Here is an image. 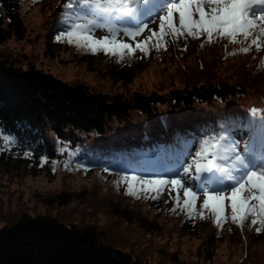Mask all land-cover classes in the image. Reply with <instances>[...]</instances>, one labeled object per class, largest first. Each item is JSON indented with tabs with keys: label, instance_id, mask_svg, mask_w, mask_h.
<instances>
[{
	"label": "trees",
	"instance_id": "16d2710c",
	"mask_svg": "<svg viewBox=\"0 0 264 264\" xmlns=\"http://www.w3.org/2000/svg\"><path fill=\"white\" fill-rule=\"evenodd\" d=\"M21 2L0 0V43L15 32L24 34ZM76 7L87 14L86 6ZM241 46L227 40L208 44L205 38H181L167 49H152L149 55L137 52L121 62L109 56L115 78H124L121 83L143 76L133 90L114 94L69 83L32 64L25 67L0 58V131L16 140L7 147L0 141V167L41 171L44 156L56 151L46 124L73 143L82 137L79 131H102L112 119L128 120L135 109L151 115L165 105L168 113L183 116H174L171 125L161 117L155 122L158 133L142 139L150 144L132 138L137 145H123L117 162L109 167L118 175V205L113 211L158 236L166 233L169 224L180 227L183 234L189 226L195 231L194 226L201 224L199 216L172 211L175 193L166 189L158 199L143 194L136 198L127 194L126 184L117 182L131 175L174 178L173 172L191 164L200 142L212 135H225L241 155L246 148L257 157L264 155V50L253 47L243 54L238 51ZM151 83L156 86H148ZM92 165L104 162L94 160ZM105 237L95 224L23 214L0 228V264H151L110 246Z\"/></svg>",
	"mask_w": 264,
	"mask_h": 264
},
{
	"label": "rangeland",
	"instance_id": "374dc122",
	"mask_svg": "<svg viewBox=\"0 0 264 264\" xmlns=\"http://www.w3.org/2000/svg\"><path fill=\"white\" fill-rule=\"evenodd\" d=\"M67 2L22 0L20 12L25 24L24 34L15 32L1 42L0 58L12 59L25 67L32 64L69 83L88 85L96 92L127 93V89L137 87L143 76L121 83L124 78H115L110 57L103 52L94 54L57 40L58 35L70 30L72 21L67 13L73 10L66 8ZM74 9H77L76 5ZM113 23L121 29L133 26L123 21ZM149 27L158 29V20ZM147 33L146 30L141 37ZM94 34L102 37L108 32L95 29ZM121 38L134 43L122 33ZM152 76L153 80L157 79L156 75ZM176 114L168 113L165 105L151 115L135 109L128 120H110L105 130L79 131L82 137L73 143L46 124V133L56 150L54 155L44 156L48 165H44L43 158L39 172L33 168L0 167V228L12 224L23 214L50 215L67 224H95L105 231L107 244L151 264H264V232L258 234L250 221L243 227L233 223L230 208L226 210L229 219L221 226L206 212L208 219L200 218L201 224L194 226L195 231L189 226L183 234L180 227L169 224L166 233L159 236L113 211L118 205L115 203L118 175L111 173L109 167L117 162L119 149L123 145L136 146L132 138L141 144H150L142 139L158 133L155 122L163 117L171 125L174 116H183ZM238 145L243 147L241 142ZM246 150L252 151L246 148L244 155ZM94 160H100L104 165L94 167ZM182 169L173 173L179 172L183 178ZM190 175L194 177L196 173ZM199 183L192 180L191 186Z\"/></svg>",
	"mask_w": 264,
	"mask_h": 264
},
{
	"label": "snow or ice",
	"instance_id": "6c2138e0",
	"mask_svg": "<svg viewBox=\"0 0 264 264\" xmlns=\"http://www.w3.org/2000/svg\"><path fill=\"white\" fill-rule=\"evenodd\" d=\"M77 4L86 6L87 14L75 10ZM66 8L73 10L67 13L70 30L57 40L94 54L103 52L118 62L137 52L149 55L152 49H167L170 42L181 38H205L208 44L227 40L243 45L238 49L243 54L253 47L264 50V0H68ZM157 20L158 30L151 29L150 23ZM113 21L133 26L121 29ZM95 29H105L108 35L97 37ZM146 30L150 34L138 39ZM121 33L134 43L121 38ZM0 141L5 147L16 143L2 131ZM193 170L194 177L190 175ZM182 171L183 178L179 172L171 179L131 175L117 183L126 184L127 194L136 198L143 194L158 199L167 189L170 195L175 193L172 211L179 209L201 219H208L207 212L218 226L228 221L226 210L230 208L233 223L243 227L250 221L258 234L264 232V155L257 157L247 150L241 155L225 135H212L200 142L192 163ZM192 180L200 183L191 186Z\"/></svg>",
	"mask_w": 264,
	"mask_h": 264
}]
</instances>
